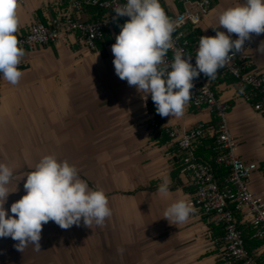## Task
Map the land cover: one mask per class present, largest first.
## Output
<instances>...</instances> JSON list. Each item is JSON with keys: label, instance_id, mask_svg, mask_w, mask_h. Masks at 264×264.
Wrapping results in <instances>:
<instances>
[{"label": "crops", "instance_id": "obj_1", "mask_svg": "<svg viewBox=\"0 0 264 264\" xmlns=\"http://www.w3.org/2000/svg\"><path fill=\"white\" fill-rule=\"evenodd\" d=\"M66 2H18L17 37L32 21L47 23L61 15ZM159 3L168 14L181 8L178 0ZM241 3L213 0L199 23L188 25L189 48L197 49L201 36H215L220 13ZM89 16L87 11L81 14L87 20ZM128 19L121 17L106 28L95 49L72 32L32 50L22 47L19 83L0 78V163L13 170L9 189L17 188L5 209L26 194L25 175L42 157L54 155L74 165L90 188L103 189L112 211L99 226L93 222L87 227L81 220L80 226L64 230L48 222L42 228L40 251L28 245L20 252L14 246L18 241L0 238V264H222V233L189 204L193 188L171 156L166 135L151 136L146 126L150 113L163 124L178 127L213 124L216 118L209 108L188 105L182 116L162 118L148 108L151 94L138 92L116 75L111 46L121 31L119 25ZM219 30L227 34L226 29ZM262 42L264 34H252L243 49L252 56L250 67L264 72V51L257 50ZM212 82L215 95L230 105L227 118L237 154L258 164L248 178L249 189L264 198V110L254 109L243 98L233 77ZM165 179L170 181L169 192L162 195L157 189ZM177 200L186 201L194 212L185 223L173 225L163 217ZM240 221L248 225L245 219ZM250 251L261 259L264 242Z\"/></svg>", "mask_w": 264, "mask_h": 264}, {"label": "clouds", "instance_id": "obj_2", "mask_svg": "<svg viewBox=\"0 0 264 264\" xmlns=\"http://www.w3.org/2000/svg\"><path fill=\"white\" fill-rule=\"evenodd\" d=\"M17 8L18 0H0V78L12 85L18 84L23 76L18 66L25 55L16 35ZM113 12L114 20L129 18L119 25L121 31L111 46L115 73L138 92L151 94L162 118L182 116L191 99L193 80L201 73L215 79L218 70L242 51L252 34H264V0H243L220 13L215 36L200 37L193 66L192 55L174 49L172 34L177 25L166 15L159 0H126ZM219 28L226 29L227 34ZM232 34L237 38L232 39ZM170 49H174V56L171 63H166L164 57ZM257 50L264 51V42ZM25 176L26 194L6 210L7 199L17 188L9 189L13 170L0 163V238L18 241L14 246L20 252L28 245L41 250L42 228L50 221L67 230L80 226L81 220L87 227L93 222L103 225L112 215L103 189L90 188L67 160L46 155ZM169 184L165 179L157 191L167 195ZM193 212L194 208L186 201L177 200L167 207L163 218L173 225L183 224Z\"/></svg>", "mask_w": 264, "mask_h": 264}, {"label": "built area", "instance_id": "obj_3", "mask_svg": "<svg viewBox=\"0 0 264 264\" xmlns=\"http://www.w3.org/2000/svg\"><path fill=\"white\" fill-rule=\"evenodd\" d=\"M212 1L178 0L181 8L167 14L177 25L172 34L174 49H183L186 55H192L190 62L193 66L197 49L189 48L186 30L188 25L199 23ZM124 3L126 0H67L61 15L51 17L47 23L32 21L17 38L21 47L32 50L55 41L62 33L72 32L77 33L86 47L95 49L96 41L103 38L105 29L119 19H113L116 16L113 9ZM87 6L102 8L104 12L94 20L84 19L81 14ZM174 49L165 55L166 63H171ZM251 60V54L242 49L231 56L217 74L233 77L242 89L243 98L251 102L254 109L264 110V72L251 68ZM193 84L191 99L186 105L197 110L209 108L216 118L213 124L198 122L189 127L169 126L150 113L146 126L151 136L166 135V142L172 149L171 156L181 166L193 188L189 204L205 214L210 225L221 227V263L259 264L255 253L246 248L235 216L238 213L241 219L248 222L251 238H264V198L248 186V178L258 164L247 162L237 154V142L227 118L230 105L215 95L212 79L201 73ZM257 96L259 99L253 101ZM206 139H211V149L216 152L214 162L227 169L226 176L220 181L215 179L209 165L196 154L197 147Z\"/></svg>", "mask_w": 264, "mask_h": 264}, {"label": "trees", "instance_id": "obj_4", "mask_svg": "<svg viewBox=\"0 0 264 264\" xmlns=\"http://www.w3.org/2000/svg\"><path fill=\"white\" fill-rule=\"evenodd\" d=\"M85 11H87L88 15H90L88 20H94L103 14L104 9L98 8L95 6H87V7H85ZM165 13H166V15L168 14L166 11H165ZM104 33H105V31H104ZM186 36H187V38L189 36L187 32H186ZM97 41H99V40H97ZM97 41H96V43H97ZM228 77H230V75L216 74L217 80H221L223 78L226 79ZM147 105H148V108L150 111L157 114L155 106L153 105L152 101H148ZM196 154L201 160H203L204 162H206L209 165V167L213 171V174H214V177L216 180L220 181L226 176L227 169L217 165L214 162V157H215L216 152L211 149V139H207L201 145H199L196 149ZM235 216H236V219L238 220V228L240 229V232H241V235L243 237L245 246L248 250H251L253 247L264 242V238H251L250 237V230L248 229L249 226L244 225V223L242 221H240L241 217L238 213H235ZM212 226L214 229H217L220 233H222L220 226H214V225H212ZM257 260H258L259 264H264V257H262L261 259H259V257H257Z\"/></svg>", "mask_w": 264, "mask_h": 264}]
</instances>
